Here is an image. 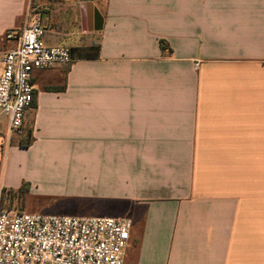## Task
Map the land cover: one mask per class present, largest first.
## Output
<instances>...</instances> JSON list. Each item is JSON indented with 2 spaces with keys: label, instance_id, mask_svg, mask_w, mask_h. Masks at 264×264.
Masks as SVG:
<instances>
[{
  "label": "crops",
  "instance_id": "0c3cea01",
  "mask_svg": "<svg viewBox=\"0 0 264 264\" xmlns=\"http://www.w3.org/2000/svg\"><path fill=\"white\" fill-rule=\"evenodd\" d=\"M36 18L73 61L0 117V200L129 219L124 264H264V0H0V55Z\"/></svg>",
  "mask_w": 264,
  "mask_h": 264
},
{
  "label": "built area",
  "instance_id": "2783aa9c",
  "mask_svg": "<svg viewBox=\"0 0 264 264\" xmlns=\"http://www.w3.org/2000/svg\"><path fill=\"white\" fill-rule=\"evenodd\" d=\"M34 19L0 55V117L7 133H21L33 102V71L73 61L67 47H47ZM129 219L77 217L0 209V264H124Z\"/></svg>",
  "mask_w": 264,
  "mask_h": 264
},
{
  "label": "rangeland",
  "instance_id": "374dc122",
  "mask_svg": "<svg viewBox=\"0 0 264 264\" xmlns=\"http://www.w3.org/2000/svg\"><path fill=\"white\" fill-rule=\"evenodd\" d=\"M69 191H62L61 189H54L50 196L56 197H27L26 195L20 200L11 196L10 194H4L2 201L0 200V209L12 210L15 212L25 213H37V214H53L58 215L59 203L58 198L67 197L66 193Z\"/></svg>",
  "mask_w": 264,
  "mask_h": 264
},
{
  "label": "water",
  "instance_id": "95a60500",
  "mask_svg": "<svg viewBox=\"0 0 264 264\" xmlns=\"http://www.w3.org/2000/svg\"><path fill=\"white\" fill-rule=\"evenodd\" d=\"M82 12L85 9L86 10V14H87V18L86 20H84L82 18V25L85 24V22L88 25V30L94 29L95 31L100 29V24H101V18L99 16V14L97 13V11H92V5L90 3H87L85 5H82ZM92 12V18L90 17V14Z\"/></svg>",
  "mask_w": 264,
  "mask_h": 264
},
{
  "label": "trees",
  "instance_id": "16d2710c",
  "mask_svg": "<svg viewBox=\"0 0 264 264\" xmlns=\"http://www.w3.org/2000/svg\"><path fill=\"white\" fill-rule=\"evenodd\" d=\"M27 192H28V185L23 184L17 191H7L4 194H10L11 196L15 197L16 199L21 200L27 194ZM1 201H2V197H1Z\"/></svg>",
  "mask_w": 264,
  "mask_h": 264
}]
</instances>
